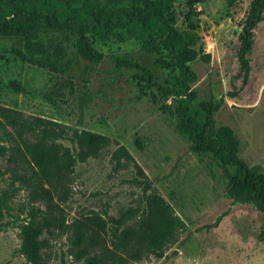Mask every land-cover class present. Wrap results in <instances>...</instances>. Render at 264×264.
I'll return each mask as SVG.
<instances>
[{"label":"rangeland","instance_id":"1","mask_svg":"<svg viewBox=\"0 0 264 264\" xmlns=\"http://www.w3.org/2000/svg\"><path fill=\"white\" fill-rule=\"evenodd\" d=\"M80 1L69 0L72 7ZM115 1L92 4L100 11ZM186 1L173 0L164 15L199 54L188 63V85L197 92L192 103L222 97L205 136L214 142L235 141L237 155L264 175V9L251 32L249 71L242 83L238 34L251 0H200L189 17ZM129 6L128 0L114 3L115 8ZM133 8L139 11L141 5ZM160 32L153 46L143 48L148 50L140 49L122 27L83 43L67 29L0 37V104L106 134L127 148L186 225L162 256L136 264H264V212L253 202L226 196L236 167L221 164L209 152L193 151L178 128L177 98L152 84L168 88L178 77L174 63L175 71L171 69L172 55L160 44ZM59 141L73 150L69 137ZM114 147L111 143L97 157L76 162L65 202L67 220L89 209L115 218L120 207L141 193V179L130 166L112 170ZM24 194L19 190L13 197L14 210ZM18 223L14 216L0 219V264H24ZM46 237L44 264H80L67 255L64 235Z\"/></svg>","mask_w":264,"mask_h":264},{"label":"trees","instance_id":"2","mask_svg":"<svg viewBox=\"0 0 264 264\" xmlns=\"http://www.w3.org/2000/svg\"><path fill=\"white\" fill-rule=\"evenodd\" d=\"M119 0H116L117 2ZM128 8L112 7L98 11L92 0H81L72 7L69 0H0V37L27 36L40 28L69 30L80 35V43L89 38L103 39L119 27L132 35L139 48L148 50L161 31L160 44L171 57V69L177 79L168 88L153 82L162 94L174 95L180 113L178 128L196 152H209L221 164L236 167L228 179L226 196L233 202H253L264 212V175L248 166L237 155L235 141H210L205 130L210 115L219 108L217 101L192 103L197 92L188 85V63L199 56L190 49L164 15L173 0H128ZM200 0H187L185 17L192 15ZM139 3L140 10L133 6ZM264 0H251L249 11L238 34L236 58L242 83L249 71L247 52L251 32L261 18ZM87 33V35H85ZM164 52V51H162ZM67 65V63L65 62ZM65 65V66H66ZM147 73L148 82H151ZM230 97L234 92L226 93ZM69 137L73 150L60 138ZM115 144L110 152L112 170L130 166L141 179V193L120 207L115 218L89 209L66 219L65 202L70 196L76 162L97 157ZM0 219L14 216L18 223L19 247L24 264H44L48 237L64 235L67 255L80 264H136L150 256L160 257L184 232L185 222L168 201L151 185L140 165L125 146L110 136L78 129L46 117L26 114L0 104ZM19 190L24 198L14 210L12 199ZM14 211V212H13Z\"/></svg>","mask_w":264,"mask_h":264}]
</instances>
